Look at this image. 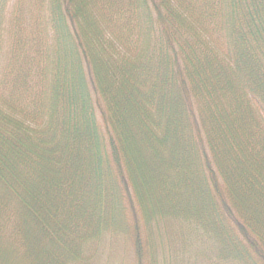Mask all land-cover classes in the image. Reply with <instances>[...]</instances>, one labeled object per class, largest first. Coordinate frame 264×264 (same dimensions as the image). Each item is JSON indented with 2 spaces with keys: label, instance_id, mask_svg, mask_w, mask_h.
Wrapping results in <instances>:
<instances>
[{
  "label": "trees",
  "instance_id": "1",
  "mask_svg": "<svg viewBox=\"0 0 264 264\" xmlns=\"http://www.w3.org/2000/svg\"><path fill=\"white\" fill-rule=\"evenodd\" d=\"M114 246L264 264V0H0V264Z\"/></svg>",
  "mask_w": 264,
  "mask_h": 264
},
{
  "label": "rangeland",
  "instance_id": "2",
  "mask_svg": "<svg viewBox=\"0 0 264 264\" xmlns=\"http://www.w3.org/2000/svg\"><path fill=\"white\" fill-rule=\"evenodd\" d=\"M100 264H136V258L130 247L114 246L112 252L106 254Z\"/></svg>",
  "mask_w": 264,
  "mask_h": 264
}]
</instances>
